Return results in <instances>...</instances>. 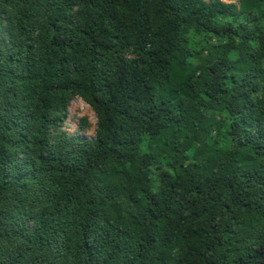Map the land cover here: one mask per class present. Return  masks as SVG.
<instances>
[{
  "label": "trees",
  "instance_id": "obj_1",
  "mask_svg": "<svg viewBox=\"0 0 264 264\" xmlns=\"http://www.w3.org/2000/svg\"><path fill=\"white\" fill-rule=\"evenodd\" d=\"M0 264H264V0H0Z\"/></svg>",
  "mask_w": 264,
  "mask_h": 264
},
{
  "label": "clouds",
  "instance_id": "obj_2",
  "mask_svg": "<svg viewBox=\"0 0 264 264\" xmlns=\"http://www.w3.org/2000/svg\"><path fill=\"white\" fill-rule=\"evenodd\" d=\"M15 13L13 12V15ZM65 112L71 120L83 122L89 130H93L97 123V111L87 92H76L71 94L66 100Z\"/></svg>",
  "mask_w": 264,
  "mask_h": 264
},
{
  "label": "rangeland",
  "instance_id": "obj_3",
  "mask_svg": "<svg viewBox=\"0 0 264 264\" xmlns=\"http://www.w3.org/2000/svg\"><path fill=\"white\" fill-rule=\"evenodd\" d=\"M80 125L79 121H74L71 120L70 116H69V120L67 123V131L72 133V134H84L88 137H92L94 135V129L93 130H84V131H79L78 126ZM155 181V180H154Z\"/></svg>",
  "mask_w": 264,
  "mask_h": 264
}]
</instances>
